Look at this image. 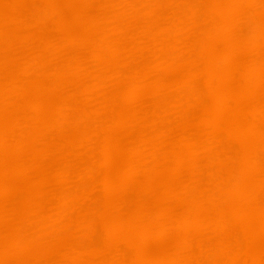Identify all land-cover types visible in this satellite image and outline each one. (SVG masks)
Here are the masks:
<instances>
[{"label": "bare ground", "instance_id": "6f19581e", "mask_svg": "<svg viewBox=\"0 0 264 264\" xmlns=\"http://www.w3.org/2000/svg\"><path fill=\"white\" fill-rule=\"evenodd\" d=\"M0 264H264V0H0Z\"/></svg>", "mask_w": 264, "mask_h": 264}]
</instances>
